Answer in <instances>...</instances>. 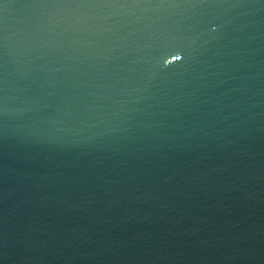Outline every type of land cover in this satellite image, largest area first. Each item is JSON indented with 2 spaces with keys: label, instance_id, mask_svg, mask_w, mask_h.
I'll return each mask as SVG.
<instances>
[{
  "label": "water",
  "instance_id": "obj_1",
  "mask_svg": "<svg viewBox=\"0 0 264 264\" xmlns=\"http://www.w3.org/2000/svg\"><path fill=\"white\" fill-rule=\"evenodd\" d=\"M0 264H264V0H0Z\"/></svg>",
  "mask_w": 264,
  "mask_h": 264
}]
</instances>
